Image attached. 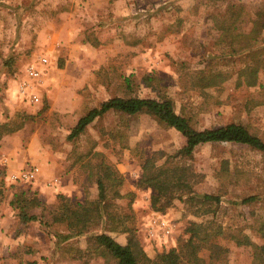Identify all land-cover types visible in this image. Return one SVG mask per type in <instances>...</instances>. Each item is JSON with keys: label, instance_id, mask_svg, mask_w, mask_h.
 Returning <instances> with one entry per match:
<instances>
[{"label": "rangeland", "instance_id": "1", "mask_svg": "<svg viewBox=\"0 0 264 264\" xmlns=\"http://www.w3.org/2000/svg\"><path fill=\"white\" fill-rule=\"evenodd\" d=\"M243 35H249L251 50L261 49L264 61V0H0V264H104L98 257L79 260L57 250L54 234L69 232L49 213L43 214L47 226L23 225L10 205L20 190L35 192L48 208L56 207L60 196L72 205L93 203L95 167L102 163L117 172V184L107 194L109 216L89 224V230L121 245L131 230L153 258L177 247L189 221H212L222 228L213 239L225 253L215 259L203 250L201 264H253L255 250L264 260V200L231 205L264 196V153L240 144H205L190 159L170 160L184 138L145 114L110 113L75 141L66 139L80 117L107 99L165 96L198 130L235 123L264 141V64L255 84H238L250 52L235 51L245 44ZM39 56L48 57V71L32 90L39 102L29 104L19 87L26 67ZM214 71L229 78L205 88L206 100L191 83ZM146 159L155 167L169 160L190 166L201 176L192 191L220 195L218 212L184 218L183 201L140 186ZM31 165L46 171L44 180L39 174L32 183L12 182V174ZM52 179L58 183L48 186ZM156 215L175 225L170 237L149 235ZM233 234L252 245H237ZM64 245L85 248L86 241L73 238Z\"/></svg>", "mask_w": 264, "mask_h": 264}, {"label": "trees", "instance_id": "2", "mask_svg": "<svg viewBox=\"0 0 264 264\" xmlns=\"http://www.w3.org/2000/svg\"><path fill=\"white\" fill-rule=\"evenodd\" d=\"M241 38H246L245 44L239 50H235L233 47L232 50L236 52L250 50L247 52L246 62L238 80V84L243 82L248 86L255 84L257 71L262 67L264 61L262 60L261 49L260 51L251 50L253 46L246 43L249 35H243ZM192 76L194 77L195 74ZM228 78L229 75L222 71H214L207 80L201 82L194 77L191 87L199 91V95L207 100L210 97L203 93V90L208 87L220 86ZM144 80L150 82L153 79L145 78ZM110 113L121 117L145 114L152 117L160 126L178 132L184 138L185 144L175 155L169 157L170 160L177 157L190 159L195 149L205 144H240L264 153V141L252 133L248 127L229 123L220 127L198 130L190 116L186 117L174 112L172 100L165 96H161L159 99L137 96L107 99L80 117L66 139L75 141L90 124ZM170 160L169 163L161 167H155L153 159H146L142 164V176L139 185L152 188L158 192H170L180 201H183L185 204L184 218L188 215L197 217L215 215L220 209L222 201L220 195L195 194L192 190L194 185L199 183L201 176L194 173L190 166H177L170 163L172 162ZM102 164L98 168L95 167L99 171L96 180L97 200L87 205H72L65 197L60 196L58 197V205L54 208H48L39 202L35 192L20 190L13 193L10 205L16 211L19 223L26 225L38 221L47 226V222L43 220V214L47 212L51 215L52 222L64 224L69 232L68 235L54 234L57 250L66 252L65 254L79 260L88 261L98 257L104 260V264H201L202 260L198 254L203 250L208 251L212 258L221 257L225 253L213 239L216 235L223 234L222 228L212 221L201 223L189 221L184 230V236L180 238L177 247L158 253L153 258H150L142 250L139 239L131 230H129L130 234L125 245L117 243L104 232L89 230V224H98L103 220L104 214L109 216L107 194L117 184L115 179L117 172L110 169L108 165ZM222 170L225 172L227 166L223 165ZM112 193L114 196H119L114 189ZM262 200H264V196L252 195L239 201H233L231 205L245 206ZM36 207L40 208L42 212L37 214L34 211ZM73 238H85V248L64 245ZM232 238L237 245H252L246 236L233 234ZM26 264H37V262H27ZM253 264H264L263 257L257 250L253 253Z\"/></svg>", "mask_w": 264, "mask_h": 264}, {"label": "built area", "instance_id": "3", "mask_svg": "<svg viewBox=\"0 0 264 264\" xmlns=\"http://www.w3.org/2000/svg\"><path fill=\"white\" fill-rule=\"evenodd\" d=\"M49 65V59L47 56H39L34 64H30L25 69L26 80L23 81L19 87L20 95L28 101L29 104L39 102V98L32 90L36 86H41L45 80V67ZM40 169L31 165L21 168L15 174L10 176L12 182L32 183L39 179ZM58 183L57 179H52L48 182V186H54ZM156 218L150 222L148 227L149 235L155 238H167L170 237L175 229V225L169 221H166L157 215Z\"/></svg>", "mask_w": 264, "mask_h": 264}, {"label": "crops", "instance_id": "4", "mask_svg": "<svg viewBox=\"0 0 264 264\" xmlns=\"http://www.w3.org/2000/svg\"><path fill=\"white\" fill-rule=\"evenodd\" d=\"M47 67H48V66H47ZM47 67H45V77H46V75H47V71H48V70H47ZM40 171H41V173H40V174H41V178H43V180H44V178L46 177V175H45V172H46V171H45L43 168H42ZM41 180H42V179H41ZM60 186H61V185H60ZM61 188H62V187H61Z\"/></svg>", "mask_w": 264, "mask_h": 264}]
</instances>
